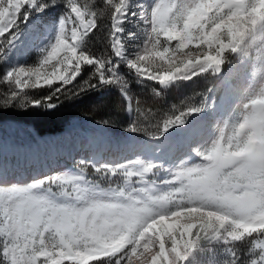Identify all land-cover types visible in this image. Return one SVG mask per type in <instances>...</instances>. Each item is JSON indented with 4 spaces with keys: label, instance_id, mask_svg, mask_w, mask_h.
<instances>
[{
    "label": "clouds",
    "instance_id": "1",
    "mask_svg": "<svg viewBox=\"0 0 264 264\" xmlns=\"http://www.w3.org/2000/svg\"><path fill=\"white\" fill-rule=\"evenodd\" d=\"M66 7L54 41L30 67L40 73L15 80L17 87L60 83L55 95L74 84L83 66L92 72L80 91L123 84L121 64L167 86L214 76L232 57H250L260 76L213 125L210 142L192 146L174 166L137 157L89 172L81 162L72 174L0 185V264H155L165 246L183 254L198 242L228 246L224 264H264V0H153L150 6L106 0L102 9L95 0H66ZM130 16L137 31L129 38L141 40L135 45L124 38ZM101 20L110 23L111 54L97 58L87 38ZM193 100L160 116L138 107L132 129L156 139L204 110ZM179 261L173 254L172 264Z\"/></svg>",
    "mask_w": 264,
    "mask_h": 264
},
{
    "label": "rangeland",
    "instance_id": "2",
    "mask_svg": "<svg viewBox=\"0 0 264 264\" xmlns=\"http://www.w3.org/2000/svg\"><path fill=\"white\" fill-rule=\"evenodd\" d=\"M133 2L150 6L153 0H133ZM21 11L23 20L21 22L17 21L16 26L13 27V29L18 27L16 32L12 34L10 32L5 33V35L8 33L11 35L9 37L11 43H8L4 51L0 53V112L5 107L11 106L12 103L17 104L20 101L30 102L32 99L35 100L39 97L38 94H42L36 92L38 90H47L60 85V83H55L51 87L45 86L41 89H21L15 85L14 80L10 83L5 79L9 72L21 68L28 69L38 63L50 43L54 41L60 20L66 15L68 8L66 7V0H35L34 6L25 5V8H22ZM136 25L137 18L130 16L129 21L124 26V38L127 40L128 45L141 42L139 38H129V33L137 31ZM28 31L33 32L31 35L33 40L31 46L24 52L23 46L29 36ZM2 40L3 37H0V41ZM10 46L12 47L10 48ZM134 51V48H128L129 55ZM118 75L123 78L124 83L112 86L125 99L126 113L128 117H131L133 107L128 85L132 82L142 83L146 80L130 73L124 64L120 65ZM259 76L260 66L250 57H232L229 62L220 67L216 75L204 78L205 83H213L204 100L195 105L197 107L203 106L204 110L191 114L185 123L174 125L156 139L140 138L134 136L131 132L121 133L106 124L86 118H74L62 131L46 134H40L30 122L0 118V185L28 184L36 179H43L45 176L50 177L53 174H72L76 172L77 166L81 162L89 165V172L92 171L91 166L93 165L98 167L101 164L112 166L127 164L137 157L144 162L153 160L151 162H163L166 165L174 166L175 162L191 155V147L185 150V153L184 151L177 152V150L176 153L179 154L174 158L168 152L173 148H179L181 143H185L182 140L200 131L202 123L206 129L205 137L199 138L196 141L197 143L189 140V144L194 143L193 146H195L196 144L210 142L215 135L213 125L232 111L242 96L255 86ZM151 83L157 84L155 82ZM176 83L167 86L157 85L167 91ZM203 86H206V84H203ZM4 96L9 98L12 103L8 105L4 103ZM31 104L34 105V103ZM77 141H85L89 146L96 144L92 150L93 154L86 153L76 157L67 156L65 152L69 151L71 145ZM170 141L172 142L170 143ZM114 144L120 147L118 154H112L109 151L108 153L105 152L107 153V155L104 154L105 157L95 155V153L99 154V146L108 145L111 147ZM128 151H131L133 155H128ZM197 159L192 156V162ZM160 178L164 179L166 175L162 174ZM229 258L228 246L217 242H198L189 250L187 256L179 261V264H224Z\"/></svg>",
    "mask_w": 264,
    "mask_h": 264
},
{
    "label": "trees",
    "instance_id": "3",
    "mask_svg": "<svg viewBox=\"0 0 264 264\" xmlns=\"http://www.w3.org/2000/svg\"><path fill=\"white\" fill-rule=\"evenodd\" d=\"M91 3V0H89ZM106 4V0H95V7L102 9ZM23 20L21 14L18 22ZM18 27L13 29L10 34L16 32ZM110 23L107 20H101L96 31L87 38L88 47L92 53L100 58L109 53V37ZM6 34L3 37L4 42L0 45V53L7 46V40L11 36ZM1 58V56H0ZM84 71L77 78L73 85H68V89L60 93L52 95L56 87L38 90L41 92L39 97L32 101H20L14 104L4 96L3 102L11 106L5 107L0 112V118H11L24 122L32 123L40 134L56 133L62 131L66 125L74 118L89 119L94 122L108 125L114 130L121 133L131 132L134 136L140 138H149L148 136L132 131L133 123L137 115V109H151L157 116L164 113H171L172 110L180 106L182 102L193 100L194 105L200 104L206 97L210 86L213 83H205L204 77L194 78L192 81L177 82L175 86L169 90L160 88L157 84L144 81L142 83L132 82L128 85V91L132 102V116L128 117L126 113V101L121 96L120 92L114 86L99 85L96 88H87L80 91L82 83L89 78L92 69L83 66ZM93 83H96L94 80ZM203 84L206 86H203ZM158 92L159 95H155ZM52 96L51 100L44 102V98ZM41 96V97H40ZM42 101L39 105H32L33 101ZM1 101V100H0ZM46 104H52L54 107H47ZM5 110V111H4ZM145 124L147 118L144 119Z\"/></svg>",
    "mask_w": 264,
    "mask_h": 264
},
{
    "label": "snow or ice",
    "instance_id": "4",
    "mask_svg": "<svg viewBox=\"0 0 264 264\" xmlns=\"http://www.w3.org/2000/svg\"><path fill=\"white\" fill-rule=\"evenodd\" d=\"M35 0H0V37L6 38L5 36L6 32H11L13 27L16 26L17 20L19 19L21 15V9L25 8V5L27 6H34ZM4 42V39L0 41V43ZM7 43H11V40L8 39ZM55 50H53L52 57L54 58ZM41 71V68L37 69H19L16 71H12V76H8L5 78L8 81L12 80H22L23 77L39 74ZM21 88V86H18ZM132 131H135V129H132ZM194 246L193 244L189 245V250L192 249ZM188 251L184 252L183 254H180L176 252L175 249L172 250V254H169V250L167 246H165L161 251L157 252V257L155 264H172L173 254L179 257V260H183L187 254ZM140 249H137L136 252H129L127 256H125V260H128L132 257H135L137 253H139ZM167 256V260L165 261L164 257Z\"/></svg>",
    "mask_w": 264,
    "mask_h": 264
},
{
    "label": "bare ground",
    "instance_id": "5",
    "mask_svg": "<svg viewBox=\"0 0 264 264\" xmlns=\"http://www.w3.org/2000/svg\"><path fill=\"white\" fill-rule=\"evenodd\" d=\"M30 29V28H29ZM33 33V32H32ZM32 33L30 32V31H28V34H29V36L26 38V42H25V44H24V52L31 46V43H32V40H33V36H31L32 35ZM27 36V35H26ZM19 59V58H18ZM201 130L200 131H198V132H196V133H193V134H191V136H189L188 138H186V139H184V140H182V141H184L185 143H181V146L179 147V148H173V149H171L168 153H170L171 155H173V158H174V156H176L177 154H179V153H176V151L177 152H179V151H184V153H185V150H187V149H189L190 147H192L193 146V144L194 143H197L196 141L200 138H204L205 137V131H206V129H205V125L202 123L201 124ZM177 128H178V126H177ZM79 134V133H78ZM212 134V133H211ZM209 136H211V135H209ZM171 139V138H170ZM71 140V139H70ZM179 140V139H178ZM189 140H193L194 141V143H192V144H189ZM67 142V141H66ZM172 141H170V143H171ZM71 143V142H70ZM9 144V143H8ZM96 145V144H95ZM95 145L94 146H89L88 145V143H86L85 141H77V142H75V143H73L72 145H71V148H70V150L69 151H66L65 152V154L67 155V156H69V157H76L77 155L78 156H81V155H84V154H93L92 153V150H93V148L95 147ZM187 146V148H185ZM1 148V147H0ZM62 148V147H61ZM68 148V147H67ZM96 150V149H95ZM109 151H111L112 152V154H118V152L120 151V147H118V146H116L115 144L114 145H112L111 147H109L108 145H101V146H99V148H98V153L99 154H97V153H95V155L96 156H104V154H106L107 155V153L109 152ZM55 152V151H54ZM105 152H107V153H105ZM122 152V151H121ZM167 153V154H168ZM122 154V153H121ZM128 155H133V153L131 152V151H128V153H127ZM123 155V154H122ZM125 156H126V154H125ZM105 157V156H104ZM118 157V156H117ZM156 157V156H155ZM95 158V157H94ZM127 158V157H126ZM173 158H172V160H173ZM71 160H72V158H71ZM151 161H153V160H151ZM174 161V160H173ZM24 172V171H23Z\"/></svg>",
    "mask_w": 264,
    "mask_h": 264
},
{
    "label": "water",
    "instance_id": "6",
    "mask_svg": "<svg viewBox=\"0 0 264 264\" xmlns=\"http://www.w3.org/2000/svg\"><path fill=\"white\" fill-rule=\"evenodd\" d=\"M12 46H10V48H11ZM10 48H9V50H10Z\"/></svg>",
    "mask_w": 264,
    "mask_h": 264
}]
</instances>
